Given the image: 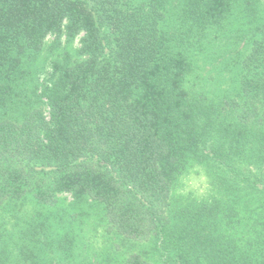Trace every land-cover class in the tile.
<instances>
[{
    "label": "trees",
    "instance_id": "16d2710c",
    "mask_svg": "<svg viewBox=\"0 0 264 264\" xmlns=\"http://www.w3.org/2000/svg\"><path fill=\"white\" fill-rule=\"evenodd\" d=\"M0 264H264V0H0Z\"/></svg>",
    "mask_w": 264,
    "mask_h": 264
},
{
    "label": "rangeland",
    "instance_id": "374dc122",
    "mask_svg": "<svg viewBox=\"0 0 264 264\" xmlns=\"http://www.w3.org/2000/svg\"><path fill=\"white\" fill-rule=\"evenodd\" d=\"M192 175V174H191ZM197 177H199V175L198 174H195ZM200 179H199V181H198V183H196V184H190V183H187V185L188 186H190V187H195V190L197 191V192H200V191H202L203 189H204V186H205V183H204V179L202 178V177H199Z\"/></svg>",
    "mask_w": 264,
    "mask_h": 264
},
{
    "label": "clouds",
    "instance_id": "9594fccd",
    "mask_svg": "<svg viewBox=\"0 0 264 264\" xmlns=\"http://www.w3.org/2000/svg\"><path fill=\"white\" fill-rule=\"evenodd\" d=\"M199 177H197L195 174H192L190 176H188L187 178H185V182L186 183H190V184H196L199 181Z\"/></svg>",
    "mask_w": 264,
    "mask_h": 264
}]
</instances>
